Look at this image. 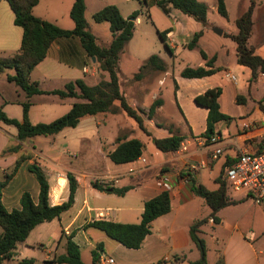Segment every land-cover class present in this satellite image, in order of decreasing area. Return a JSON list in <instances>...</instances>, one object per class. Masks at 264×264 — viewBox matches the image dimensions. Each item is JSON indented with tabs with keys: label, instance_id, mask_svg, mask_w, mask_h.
<instances>
[{
	"label": "crops",
	"instance_id": "0c3cea01",
	"mask_svg": "<svg viewBox=\"0 0 264 264\" xmlns=\"http://www.w3.org/2000/svg\"><path fill=\"white\" fill-rule=\"evenodd\" d=\"M68 1L70 10L73 0ZM149 1L152 2H144ZM132 2L121 0L113 6L123 18H127L130 11H136L134 7L130 10L127 8L128 3ZM124 8L128 10L126 16L122 13ZM32 13L64 30H71L74 26L70 18V21L64 20L61 24L56 16L49 18V0H38ZM166 16L171 23L157 32L168 31L163 45L171 49L169 55L174 58L178 47L174 42L175 31L172 27L178 26L182 33L183 25L192 24L193 19L174 9ZM13 20L14 14L8 3L0 0V59L15 55L20 47L22 29ZM140 21V16H137L134 25ZM252 22L248 40H255L248 47L264 59V0L255 2ZM104 23L107 25L102 28L109 30L108 23ZM90 33L100 47L109 46L111 40L99 44V34ZM235 33L221 30V35H217L214 32L217 37ZM132 38L118 54V86L126 102L144 113L140 115L149 135L127 123V116L121 111L84 117L76 127L63 129L55 136H37L20 143L16 140L15 127L0 122V182L4 184L1 201L8 212L19 209L20 197L24 192L30 194L34 203L38 200V184L27 170L29 165L35 164L43 171L52 206L67 201V173L77 183L71 207L58 219L39 224L33 229L39 228L42 233L48 228L42 226H49V249H43L45 253L42 258L37 259L35 252L43 235L29 241L32 230L23 243L16 245L14 259L2 264H17L24 258L33 259L32 264H54L51 263L54 257L65 254L68 236L78 246L84 264H92V251L97 244H101L102 250H96L98 258L95 264H102L100 257H110L114 264H188L197 261L200 256L189 237V228L198 221H202L197 236L205 246V264H218L219 261L221 264H264V232L244 231L242 225L246 214L237 210L247 200L252 201L246 192L232 191L223 177L225 169L239 153L258 151L264 141V81L259 76L250 80V75L239 67L234 69L241 72L244 78L237 80L230 72L228 65L237 64L233 42L225 50L222 47L210 51L203 49L207 59L213 58V68L218 70L209 76L189 79L181 77L180 72L185 67H205V60L201 58L195 64L183 62L180 68L174 70L172 67L169 70L164 54L158 48L153 50L146 42H140L137 50L134 47L130 50L128 46ZM152 55H156L157 61L146 65ZM228 57L232 62H227ZM13 74L11 69L0 73V107L8 118L21 120V103L25 100V94L14 83L7 81V75ZM138 74L140 78L137 79ZM226 74L234 76L235 81L227 78ZM168 78L171 81L175 121L163 112L161 87ZM78 79L89 87L96 86L100 81H108L107 74L99 69L96 61L87 57L77 38H60L52 42L43 60L29 74L30 82L36 83L43 92L62 90L66 83ZM214 87L221 89L219 110L230 120L215 125L212 138L216 141L211 143L205 141L203 135L207 109L196 105L194 98ZM29 100L28 119L31 124L49 123L66 114L74 103L83 102L79 98H59L51 94L33 95ZM155 100H160L161 104L152 118L147 119L146 113ZM170 134L182 137L179 148L169 153L158 151L151 137L165 138ZM117 139L139 140L144 146L142 155L125 164L112 163L108 154L115 149ZM17 145V151H8ZM217 149L220 152L215 156ZM141 158L145 159L144 163ZM92 181L115 188L128 187L129 190L123 196L99 192L91 187ZM192 184L200 185L209 192L218 191L222 186L224 197L230 204L211 215L212 211L205 201L191 191ZM163 192L169 195L170 209L150 223L149 234L138 249H127L109 239L102 231L88 226L98 220L138 224L144 203ZM117 253L118 256L115 255Z\"/></svg>",
	"mask_w": 264,
	"mask_h": 264
},
{
	"label": "trees",
	"instance_id": "16d2710c",
	"mask_svg": "<svg viewBox=\"0 0 264 264\" xmlns=\"http://www.w3.org/2000/svg\"><path fill=\"white\" fill-rule=\"evenodd\" d=\"M5 1L14 14V24L22 29V37L20 47L15 55L6 59H0V73L7 69L14 71V74L7 75L6 79L22 90L25 94V100L21 103V120L8 118L0 107V122L15 127L16 140L19 143L37 136L52 137L63 129L76 127L80 119L84 117L116 111L123 112L136 123L140 130L149 135L140 115L144 113L133 109L126 102L124 96L119 91L116 73L118 54L132 37L134 20L138 16L137 11H133L127 18H123L119 10L113 5L104 6L95 12L92 16L93 20L96 23L107 22L112 37L108 47H100L96 43L95 37L87 29L84 18V0H73V4L69 10V18L74 24L71 30L61 29L50 22L35 17L32 9L38 3V0ZM152 2L165 15H169L170 11L174 9L196 22L205 24L208 7L204 2L198 0H152ZM253 8L254 1L252 0L248 9L235 20L237 32L233 35H226L235 44L237 64L250 70V80L256 79L258 73L264 72V59L254 54L253 49L247 46L253 25ZM216 11L221 17H227L223 0H216ZM167 32H157L162 42L165 41ZM198 37L199 34L193 35L192 40L186 45L188 49L194 48ZM60 38H77L87 57L90 59L94 58L99 64V69L107 74L108 81H100L96 86L89 87L82 80L78 79L66 83L62 90L40 91L36 83L30 82L29 74L43 60L50 44ZM165 47L169 53H172L167 45ZM200 56L205 60V67H185L180 72L181 77L189 79L202 78L217 72L218 69L213 68V58L207 59V56L201 50ZM155 61H157V57L156 55H152L147 60L146 65L153 64ZM159 68L161 70L162 66ZM135 78H140V74ZM39 94H51L59 98H79L83 102L74 103L66 114L49 123L31 124L28 119V110L31 105L29 98ZM220 94V87H214L194 98L196 105L207 109L206 129L203 134L207 139L212 138L215 125L218 122H228L230 120L228 116L219 110L218 99ZM160 104V100H155L150 105L146 113L147 119L152 118L155 109ZM181 140L182 137L177 134H170L165 138L151 137L153 146L162 153L176 151L179 148ZM262 143L264 141L261 142L260 146ZM18 148L19 145L10 148L8 151L15 152ZM143 150V144L137 139H117L116 147L108 154V158L114 164H125L140 157ZM18 163L17 161L16 166ZM27 170L33 175L38 184L39 191L36 203L32 201L28 192H24L20 197L19 209L8 212L1 201L4 184L0 182V264L14 257L16 245L23 243L36 226L50 222L53 219H58L73 204L77 183L71 174H66L69 186L67 201L60 205L52 206L49 203L48 182L41 168L32 164L27 167ZM221 185L223 186L222 183ZM222 186L218 191L209 192L200 185L194 186L192 184L191 191L205 201L212 211L211 215H213L219 209L230 204L224 197ZM91 187L99 192L112 193L116 196H123L129 190L128 187L115 188L108 184L98 183L97 181H92ZM169 209V195L167 192H163L144 203L141 219L138 224H120L98 220L89 223L88 226L102 231L109 239L127 249H138L145 236L149 234L150 223L157 217L167 213ZM201 223L202 221H198L189 228V237L197 247L200 256L197 261L189 262L188 264H205V246L203 241L197 236V229ZM62 236L61 234L60 237ZM96 250H102L101 244H97L96 249L92 251V264H95L98 258ZM32 263L33 259L24 258L17 264ZM51 263L84 264L81 260L78 246L71 240V236L66 238L65 254L54 257ZM218 264H221V262L219 261Z\"/></svg>",
	"mask_w": 264,
	"mask_h": 264
},
{
	"label": "rangeland",
	"instance_id": "374dc122",
	"mask_svg": "<svg viewBox=\"0 0 264 264\" xmlns=\"http://www.w3.org/2000/svg\"><path fill=\"white\" fill-rule=\"evenodd\" d=\"M121 0H84L85 3V13L84 18L86 21L87 29L93 34H99V44L102 42H110L111 36L109 30L106 28L105 30L102 28L103 25H107L104 22L96 23L93 20V14L100 10L103 6L119 4ZM201 1V0H199ZM227 17H221L216 11V0H202L207 7V16L205 24H201L199 22L191 20L192 24L183 25L182 33L179 32L178 26H173L172 30L175 31L174 42L178 47L176 50V56L171 58L169 52L164 47L163 42L158 37L157 31L161 30L166 25L171 23V19H168L167 16L160 10V8H156L155 4L151 1L144 2L143 0H133L132 3H128L127 8L130 10L131 8H135L138 12V16H140L141 21L138 22L137 25H134L133 28V38L129 43V49L137 50L139 48L140 42H146L149 47H152L153 50H160L164 55V60L167 64L169 70L173 67L174 70L180 68L183 62H187L189 64H195L198 60L201 59L200 50H212L213 48L218 50L219 48H229L230 45H233L232 41L225 36H215L214 29L224 30L225 32H237L235 26V20L238 16L245 12L252 0H223ZM254 4L257 0H253ZM69 1L68 0H49V18L51 16H56L57 20L61 24L62 21L67 20L70 21L68 17L69 10ZM52 6V7H51ZM122 8V7H121ZM122 13L125 15L128 10L125 8L122 9ZM132 13V11H130ZM129 13V14H130ZM126 16V15H125ZM169 16V15H168ZM256 15H253V20H255ZM203 27L205 28L203 30ZM175 29V30H174ZM194 34H199L197 42L192 49H188L187 46L183 48V45H187L191 40ZM106 35V36H105ZM109 40V41H108ZM252 40L247 41V46L252 45ZM214 46V47H213ZM124 48V47H123ZM227 62H232L230 57H228ZM234 67H239L241 71H244L246 75H250L248 68L237 65V64H229L228 68L231 69V73L237 78V80L244 78L241 72H237ZM136 80V79H135ZM162 91V100H163V112H165L169 117L175 121L176 114L174 113V106L172 100V91H171V81L170 79L165 80V84L161 87ZM127 123H130L134 127H137L135 122L126 117ZM238 211H244L246 214L245 222L242 225L244 231H254L255 233L264 232V210L254 206L250 200H247L245 204H242L237 209ZM42 227H48L47 230L42 233L39 228L33 230L31 235L29 236L30 240H36V238L41 234L42 241L36 247L35 256L37 259L42 258L45 253L44 248L49 249V226L44 224ZM1 231V229H0ZM118 256V253L115 254ZM14 257L11 259L13 260ZM14 262V261H12ZM9 264V263H3ZM50 264V262H48Z\"/></svg>",
	"mask_w": 264,
	"mask_h": 264
},
{
	"label": "built area",
	"instance_id": "2783aa9c",
	"mask_svg": "<svg viewBox=\"0 0 264 264\" xmlns=\"http://www.w3.org/2000/svg\"><path fill=\"white\" fill-rule=\"evenodd\" d=\"M258 76L264 81V72L258 73ZM226 77L235 81L232 75L226 74ZM205 141L213 143L216 139L206 138ZM219 152L217 149L215 156ZM140 160L142 163L145 162L144 158ZM223 177L232 191L246 192L254 205L264 209V143L258 151L239 153L235 161L225 169ZM100 262L102 264H114L110 257H100Z\"/></svg>",
	"mask_w": 264,
	"mask_h": 264
},
{
	"label": "water",
	"instance_id": "95a60500",
	"mask_svg": "<svg viewBox=\"0 0 264 264\" xmlns=\"http://www.w3.org/2000/svg\"><path fill=\"white\" fill-rule=\"evenodd\" d=\"M214 32L217 34V35H221V30H217V29H214ZM92 61H95L94 58H91Z\"/></svg>",
	"mask_w": 264,
	"mask_h": 264
}]
</instances>
